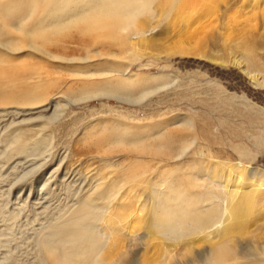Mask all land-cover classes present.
Masks as SVG:
<instances>
[{"label": "rangeland", "instance_id": "374dc122", "mask_svg": "<svg viewBox=\"0 0 264 264\" xmlns=\"http://www.w3.org/2000/svg\"><path fill=\"white\" fill-rule=\"evenodd\" d=\"M211 1L194 8V12L200 9L203 14L187 15L183 21L171 5L167 15L158 19L159 25L155 22L159 30L143 53L129 45L134 23L98 32L69 26L46 36L44 42L25 39L18 44L32 45L34 50L23 48L7 55L3 51L0 101L16 97L20 102L0 105V152L6 128L16 122L15 127L20 128L45 125L49 147L45 162L30 174L24 172L25 177L16 164L18 158L9 157L7 152L0 155V260L11 252L9 262L17 258L20 264H39L38 251L30 239L37 233L38 224L47 221L54 211L53 215L59 210L69 213L88 199L95 207L93 213L97 212L94 214L98 220L89 222L96 232L105 230L103 220L108 218L96 208H110V213L121 207L134 209L113 222L112 227L126 239L129 254L121 258V264H140L139 253L148 240L143 231L154 214L161 210L169 213L170 207L180 206L177 223L188 220L189 210L195 209V215L205 164L223 165L229 170L238 162L247 167L251 180L264 182V51L251 45L264 42V0ZM26 26L29 28L31 21ZM23 35L16 32L15 39ZM179 45H197L205 55H213V47L217 46L228 60L233 57L240 66L194 56H167ZM224 49H231L232 55ZM242 68L251 72L259 85ZM116 83L128 86V93L116 92ZM26 90L43 100L54 98L56 116L45 119L51 116L50 109L17 116L15 108L24 103L19 97ZM38 116L42 118L35 123H19ZM160 132L178 141L169 148L173 150L151 137ZM50 174L57 179L44 185ZM58 179L63 180L60 183ZM48 189L55 196L52 200L49 196L50 204L43 216L37 214L42 212L37 202ZM259 206L264 208V203ZM37 215H42L40 223ZM68 218L59 220L65 222ZM183 224H178L181 229L189 228ZM245 237L242 244L241 239L237 240L236 258L239 264H252L244 256L254 258L259 251L250 235ZM240 252L244 256L237 255ZM177 261L171 263L185 264L179 257Z\"/></svg>", "mask_w": 264, "mask_h": 264}, {"label": "bare ground", "instance_id": "6f19581e", "mask_svg": "<svg viewBox=\"0 0 264 264\" xmlns=\"http://www.w3.org/2000/svg\"><path fill=\"white\" fill-rule=\"evenodd\" d=\"M209 1L211 0H0V56H2L3 51L5 52L4 54L7 55V53L18 52L23 50V48L34 50V48L31 47L32 45L29 46L26 44L18 46V44H21L25 39L44 42L46 36H50V34L54 33L56 34V32L66 29L69 26H76L85 32H98L105 30L113 31L123 26L127 27L130 24L132 26L133 23V35L130 37L129 45L132 47V50L134 49L139 53H143V51L151 47V42L156 35L155 32L159 25L158 19L162 18L167 13V9H170L171 5L174 7L172 8L175 9L174 12H177L180 17V19L179 17L178 19L181 20L182 18L183 21V18L187 15L190 17H198L199 13L203 14L204 12H199L200 9H197L198 12H196V10L194 12V8L196 5H205L207 2L209 3ZM152 5H154L153 8L151 7ZM145 12L149 14L145 16L146 18H143L142 15ZM135 19H138V21L136 23L132 22V20ZM30 21L31 26L27 28L26 25ZM156 21L158 25L157 23L155 24ZM187 21H189V19H187L186 22ZM188 23L191 24V21ZM16 32H22L24 35L15 39ZM260 41L259 39V42ZM251 43L256 50L259 49L260 51H264V42ZM213 49L215 50H212L211 53L218 57L211 54H203L200 49H197V45H179L168 52L167 56H194L205 58L208 61L222 65L232 64L237 67L240 66L233 57L228 60L226 53L223 50H218L219 48L217 46H214ZM224 50L226 52H231L232 55L231 49ZM241 70L247 74L251 81L256 80L251 72L246 71L244 68ZM255 83L259 85L257 81H255ZM121 84H123V82H121ZM113 87L116 92L128 91V86L125 85L119 86L116 83ZM97 94L98 93H96V95ZM145 97L146 95L143 96V98ZM53 99L43 100L41 96H35L32 90H26L22 92L19 97V100L24 103H19L18 105L20 106L15 108L16 115H27V112L37 109H40L38 112L50 109L52 114L45 119H52L56 116L58 109V105ZM6 101L7 102H5V100L0 101V105L13 106L17 104L16 102H20L16 97H12V99L6 98ZM40 118H42V116L27 119L23 118L24 120L19 123H30V121H32L31 123H35ZM16 123L13 125L10 124V126L6 128L7 132L1 140L4 149L0 152V155H6L7 152L9 157L18 158L19 161H17L16 164H19L20 168L23 170L21 172L24 173L28 170L27 174H30L34 171L33 169H39L46 160V150L49 145L46 142V134H44V132L47 127L38 124L35 126L32 125L33 127L31 128H20L17 126L15 127ZM151 137L154 140H159L160 144H163L167 150L178 142H176L174 136L161 132L153 134ZM116 138L119 140L120 137L117 136ZM131 142L134 143L135 141L132 140ZM171 150L173 149H169V151ZM19 158H21V160ZM15 165H13V168L16 167ZM233 165L229 170L222 168L223 165L219 167L205 164L202 167L200 178L201 185H199L202 187V192L199 194V200L197 199L199 208L196 210L195 215L193 214L195 209L193 210L191 208L193 211L189 210L188 220L186 217L184 222L179 220L189 228L181 229L179 227L180 225H178L181 223L176 222V220L180 219L178 218L180 206L170 207L171 212L169 211V213H164L165 210L162 211L160 209L162 213L158 212L153 215L152 220L147 222L143 231L149 242H147V240L144 247H141L143 251L139 253L140 264H170L171 260L177 263L178 257L180 260H184L185 264H239V257L236 258L235 254V246L238 243L237 240L241 239V243L244 240L243 238L249 235L252 243L256 246L255 248L258 249L259 254L254 258H249L247 255L244 256L243 252L237 253V255H243L247 260L252 261V264H264V208L261 209L259 206L264 203V182L262 180H251L245 165L238 162ZM28 167L29 169H27ZM229 172L231 174H229ZM27 174L24 173L22 176L25 177ZM71 177H68V180L72 181L73 178ZM49 178V180H45V183H43L44 185H49V183L52 184V181L57 179L56 176L53 177L51 174ZM58 180L61 183L63 179ZM66 191H70L68 187H66ZM51 192L52 190L48 189L45 193L41 194V199L37 202V205L42 208V210H40L42 212L37 214L43 213L42 215L44 216V212L47 211V207L50 204L49 196L51 200L52 197L55 196L51 194ZM72 196L75 198L77 194L74 193ZM180 201L182 202V200ZM192 204H194V202L189 206ZM184 206H182V208ZM121 208L123 209H120L116 213H110V208L107 207L96 208L100 210V212L102 211L107 214L106 216L108 218L103 220L106 232L103 228L101 231L96 232L95 228L91 227V221L94 220L95 222L98 218H95L97 212H94L95 214L93 213L95 207L92 201L88 199H83L77 208L72 211L69 210V213L64 210H59L58 213L56 212L57 214L53 215L55 213L54 211V213L50 215V218L48 217L49 221H44L47 223L45 227L43 226L44 222L40 220L42 215L35 216L37 221L40 220L39 223H41L38 224L37 228L39 229L36 230L37 233L30 239L35 243V247L38 251L36 257V260H38L37 263L121 264V262L124 261L123 259L121 261V258L129 254L127 253V246L125 244L126 239L123 233L114 231L115 227H112L113 222H118L121 218H125L123 216L126 213H129L127 212L129 210L128 208ZM185 208L183 211H185ZM71 213L73 217L70 216ZM192 214L194 215L193 217H191ZM65 216H68L70 219L68 218L65 222H61L59 219H64ZM1 219H3V217ZM57 220L60 221L59 224H55ZM147 220H149L148 217ZM116 224L117 223L114 225ZM184 224L182 227H185ZM246 242L249 243L248 240ZM244 248L245 247H242V249ZM8 253L11 254V252ZM137 253L136 251V254ZM9 254L3 255L0 264L21 263L17 261V258L9 262ZM173 263L174 262L171 264ZM245 264L249 263L247 262Z\"/></svg>", "mask_w": 264, "mask_h": 264}]
</instances>
